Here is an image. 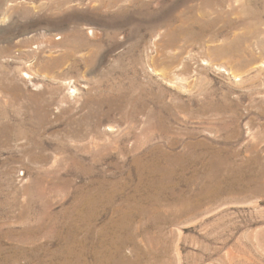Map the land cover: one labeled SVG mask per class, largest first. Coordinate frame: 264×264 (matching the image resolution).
<instances>
[{"label": "rangeland", "instance_id": "obj_1", "mask_svg": "<svg viewBox=\"0 0 264 264\" xmlns=\"http://www.w3.org/2000/svg\"><path fill=\"white\" fill-rule=\"evenodd\" d=\"M0 264H264V0H0Z\"/></svg>", "mask_w": 264, "mask_h": 264}]
</instances>
